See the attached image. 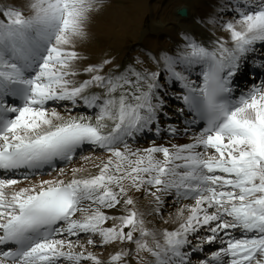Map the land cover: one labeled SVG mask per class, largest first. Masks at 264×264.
<instances>
[{
    "label": "snow or ice",
    "instance_id": "snow-or-ice-1",
    "mask_svg": "<svg viewBox=\"0 0 264 264\" xmlns=\"http://www.w3.org/2000/svg\"><path fill=\"white\" fill-rule=\"evenodd\" d=\"M105 7L0 0V264H264V0L123 62Z\"/></svg>",
    "mask_w": 264,
    "mask_h": 264
},
{
    "label": "bare ground",
    "instance_id": "bare-ground-1",
    "mask_svg": "<svg viewBox=\"0 0 264 264\" xmlns=\"http://www.w3.org/2000/svg\"><path fill=\"white\" fill-rule=\"evenodd\" d=\"M189 1H162L161 7L159 5L161 18H152L151 22H148L150 16L147 15L149 12L145 0H105V9L90 26V35L85 45V51L97 61L106 54H110L116 56L118 61L123 62L136 55L144 43H148V47L151 40L155 42L152 46L153 49L168 46L176 39L177 28L188 23L186 22L188 19L182 20L174 16L173 13L177 8L187 7L190 9L188 11L192 17L204 12L200 3L199 6L197 4L192 6ZM164 38L167 39L165 42ZM128 40L132 43L129 44ZM112 250L114 251L113 248ZM112 250L111 252H113Z\"/></svg>",
    "mask_w": 264,
    "mask_h": 264
},
{
    "label": "rangeland",
    "instance_id": "rangeland-1",
    "mask_svg": "<svg viewBox=\"0 0 264 264\" xmlns=\"http://www.w3.org/2000/svg\"><path fill=\"white\" fill-rule=\"evenodd\" d=\"M146 2V5H147V9H148V12L147 15L150 16V18L148 19V22H151L150 20H152V18H161V15H160V11H161V8H159V5L160 3L165 2V0H145ZM167 2L169 0H166ZM186 1H189V0H186ZM191 2V5L193 6L194 4H197L199 6V3L201 5V7L204 9V11H206V3H207V0H190L189 3ZM119 4H121V2H119ZM161 7V5H160ZM159 8V9H157ZM190 11V9H188ZM155 11V13H154ZM176 11L173 13L175 17H177V15L175 14ZM153 15V16H152ZM156 15V16H155ZM148 17V16H147ZM192 16L191 14L189 13V19H191ZM187 20L186 22H190V20ZM180 20V19H179ZM143 35V33H141ZM141 34H140V37H141ZM143 37V36H142ZM154 39V38H153ZM131 40V39H130ZM128 40V43L131 44L132 41ZM167 39L164 38L163 41L165 42ZM154 40H151V44H149L148 47L152 48L153 44H154ZM148 43H144L142 46H147ZM76 166H79V164H76ZM98 255H101L102 258L107 261V259L109 258V255L112 253L111 250L112 248L109 247V248H99L97 247L96 249H93ZM113 251V250H112Z\"/></svg>",
    "mask_w": 264,
    "mask_h": 264
}]
</instances>
